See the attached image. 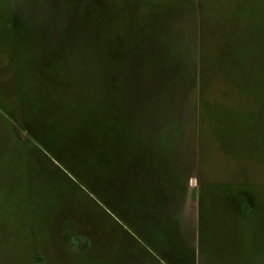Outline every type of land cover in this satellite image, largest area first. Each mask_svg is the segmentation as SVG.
Masks as SVG:
<instances>
[{
    "label": "rangeland",
    "instance_id": "obj_1",
    "mask_svg": "<svg viewBox=\"0 0 264 264\" xmlns=\"http://www.w3.org/2000/svg\"><path fill=\"white\" fill-rule=\"evenodd\" d=\"M0 264H264V0H0Z\"/></svg>",
    "mask_w": 264,
    "mask_h": 264
},
{
    "label": "trees",
    "instance_id": "obj_2",
    "mask_svg": "<svg viewBox=\"0 0 264 264\" xmlns=\"http://www.w3.org/2000/svg\"><path fill=\"white\" fill-rule=\"evenodd\" d=\"M37 260L39 261V260H42V259L40 257H38Z\"/></svg>",
    "mask_w": 264,
    "mask_h": 264
}]
</instances>
